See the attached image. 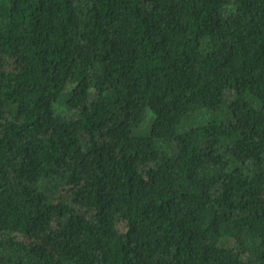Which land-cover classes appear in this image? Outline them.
Returning a JSON list of instances; mask_svg holds the SVG:
<instances>
[{
  "label": "trees",
  "instance_id": "obj_1",
  "mask_svg": "<svg viewBox=\"0 0 264 264\" xmlns=\"http://www.w3.org/2000/svg\"><path fill=\"white\" fill-rule=\"evenodd\" d=\"M0 264H264V0H0Z\"/></svg>",
  "mask_w": 264,
  "mask_h": 264
}]
</instances>
